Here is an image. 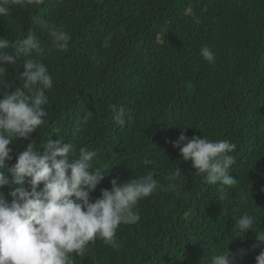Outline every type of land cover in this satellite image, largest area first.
Returning a JSON list of instances; mask_svg holds the SVG:
<instances>
[{
    "label": "trees",
    "instance_id": "obj_1",
    "mask_svg": "<svg viewBox=\"0 0 264 264\" xmlns=\"http://www.w3.org/2000/svg\"><path fill=\"white\" fill-rule=\"evenodd\" d=\"M9 7L0 38L11 43L32 31L41 51L2 65L0 89L23 84L28 58L48 67L53 86L46 123L27 140L13 138L6 167L28 144L42 151L60 138L77 155L81 147L97 152L93 167L106 174L93 198L114 178L124 183L152 172L166 188L167 177L182 171L177 188L138 202L140 221L118 226L121 247L97 238L83 256L71 254L74 264H209L227 247L237 264H255L256 232L235 233L234 226L248 212L264 230V0H21ZM49 24L71 36L66 50L52 46ZM204 46L215 63L201 56ZM112 105L125 109V125L113 121ZM179 128L188 138L236 144L229 169L236 182L226 186V200L172 147ZM241 249L248 250L243 258Z\"/></svg>",
    "mask_w": 264,
    "mask_h": 264
},
{
    "label": "clouds",
    "instance_id": "obj_2",
    "mask_svg": "<svg viewBox=\"0 0 264 264\" xmlns=\"http://www.w3.org/2000/svg\"><path fill=\"white\" fill-rule=\"evenodd\" d=\"M20 2L0 0V17L9 15L10 4ZM48 31L52 46L66 50L71 40L68 32L51 24ZM10 47L16 51L9 52ZM40 51V38L32 31L26 38L11 43L0 38V74H5L2 65L15 64L16 57ZM200 54L207 62L215 63V54L208 46L202 47ZM19 77L23 84L14 91H8L11 84L0 89V264H74L71 254L83 256L88 244L97 238L105 245L121 247L116 239L118 226L140 221L136 210L138 202L158 188L161 191L177 188L178 184L173 181H179L182 171L177 167L174 174L167 177L166 188L158 184L152 172L129 178L124 183L114 178L110 189H101L99 197L93 198L91 194L106 174L101 168L93 167L97 152L81 147L77 155L75 146L63 143L60 138L47 140L40 146L42 151L37 150L35 143L28 144L16 157V163L6 167V161L13 158L9 147L14 143L13 138L27 140L46 123L47 113L43 108L48 103L46 90L53 86L48 67L38 59H24ZM111 108L113 121L125 125V109L116 105ZM87 120L88 117H84V121ZM186 129H180L178 139L170 141L172 147L179 149L184 161H191V167L197 174H203L207 184H218V199L226 200V186L236 182L229 175L235 163L230 153L234 152L236 144L227 139L212 141L204 136L188 138ZM75 131H80L79 120ZM5 187L10 200L5 197ZM235 221V233L256 232L251 250H260L255 264H264V230L257 229V217L244 212ZM247 252L241 249L236 255L243 258ZM207 259L209 264H237L228 247Z\"/></svg>",
    "mask_w": 264,
    "mask_h": 264
}]
</instances>
